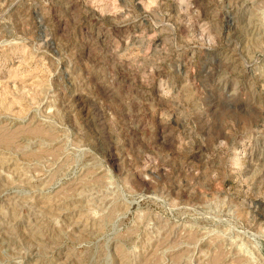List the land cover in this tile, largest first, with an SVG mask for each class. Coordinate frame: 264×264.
Segmentation results:
<instances>
[{
  "label": "rangeland",
  "instance_id": "1",
  "mask_svg": "<svg viewBox=\"0 0 264 264\" xmlns=\"http://www.w3.org/2000/svg\"><path fill=\"white\" fill-rule=\"evenodd\" d=\"M0 264H264V0H0Z\"/></svg>",
  "mask_w": 264,
  "mask_h": 264
}]
</instances>
